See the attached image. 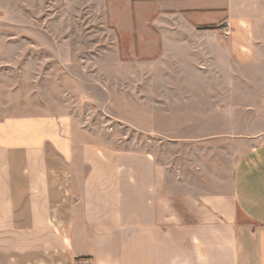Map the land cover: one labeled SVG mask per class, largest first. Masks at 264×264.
Segmentation results:
<instances>
[{
    "label": "rangeland",
    "instance_id": "1",
    "mask_svg": "<svg viewBox=\"0 0 264 264\" xmlns=\"http://www.w3.org/2000/svg\"><path fill=\"white\" fill-rule=\"evenodd\" d=\"M138 5L0 0V120L48 129L80 177L87 163L134 178L156 166L168 190L175 174L184 212L180 199L228 195L235 166L264 143V46L233 55L222 27L158 31Z\"/></svg>",
    "mask_w": 264,
    "mask_h": 264
},
{
    "label": "crops",
    "instance_id": "2",
    "mask_svg": "<svg viewBox=\"0 0 264 264\" xmlns=\"http://www.w3.org/2000/svg\"><path fill=\"white\" fill-rule=\"evenodd\" d=\"M138 6L153 9L142 21L158 31L222 27L233 55L264 46V0ZM21 121L0 120V264H264V143L235 166L228 195L180 199L189 207L179 212L175 174L168 190L156 166L134 178L124 166L103 176L87 163L80 177L72 151L48 129L32 136L29 121L17 132Z\"/></svg>",
    "mask_w": 264,
    "mask_h": 264
},
{
    "label": "built area",
    "instance_id": "3",
    "mask_svg": "<svg viewBox=\"0 0 264 264\" xmlns=\"http://www.w3.org/2000/svg\"><path fill=\"white\" fill-rule=\"evenodd\" d=\"M86 263H87L86 260H84V259H80V260L74 262L73 264H86Z\"/></svg>",
    "mask_w": 264,
    "mask_h": 264
}]
</instances>
